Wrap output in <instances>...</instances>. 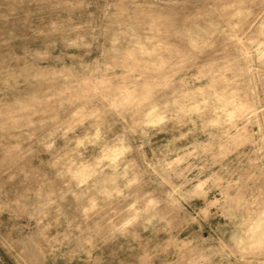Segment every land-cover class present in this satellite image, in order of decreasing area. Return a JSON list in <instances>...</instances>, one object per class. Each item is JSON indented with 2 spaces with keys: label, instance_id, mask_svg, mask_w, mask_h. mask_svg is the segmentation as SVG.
<instances>
[{
  "label": "clouds",
  "instance_id": "obj_1",
  "mask_svg": "<svg viewBox=\"0 0 264 264\" xmlns=\"http://www.w3.org/2000/svg\"><path fill=\"white\" fill-rule=\"evenodd\" d=\"M0 264H264V0H0Z\"/></svg>",
  "mask_w": 264,
  "mask_h": 264
}]
</instances>
